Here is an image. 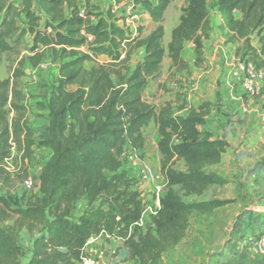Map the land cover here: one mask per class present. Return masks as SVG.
I'll use <instances>...</instances> for the list:
<instances>
[{"label":"trees","instance_id":"1","mask_svg":"<svg viewBox=\"0 0 264 264\" xmlns=\"http://www.w3.org/2000/svg\"><path fill=\"white\" fill-rule=\"evenodd\" d=\"M79 1L85 3V19L78 17ZM94 1L0 0V61L26 34L32 39L30 56L20 58L11 77L0 81V164L13 146L28 159L35 145L19 87L26 62L36 68L48 54L58 62L56 78L39 104L47 124L38 141L51 155L36 178V195L24 208H12L0 196V264H21L22 229L33 239L26 264H80L87 241L100 236L119 240L134 264H160L185 239L192 216H211L229 203L185 200L229 184L227 177L211 170L230 147L209 128L214 104L187 106L178 96L176 109L166 105L156 110L143 95L160 75L165 57L170 71L188 70L186 44L193 45L194 65L203 64V44L212 30L210 12L220 18L217 30L225 44L236 46L235 58L264 70V0H186L166 48L162 23L174 0H132L153 24L144 38L141 28L132 37L117 26L116 18L109 11L100 13ZM253 35L262 46L259 52L251 45ZM138 49L144 50L143 58L131 68ZM99 56L107 62L87 70L85 63ZM260 91L263 95L264 83ZM150 123L159 137L156 153L163 187L159 209L143 229V208L128 167L130 158L141 154L142 131ZM260 166L264 169V159ZM79 202L85 210L76 217ZM13 218L12 226H2Z\"/></svg>","mask_w":264,"mask_h":264},{"label":"rangeland","instance_id":"2","mask_svg":"<svg viewBox=\"0 0 264 264\" xmlns=\"http://www.w3.org/2000/svg\"><path fill=\"white\" fill-rule=\"evenodd\" d=\"M13 1L15 3L17 2V0ZM97 3L96 0L93 2L95 5ZM185 6L186 0L173 1L170 11L172 15L169 14V18L167 17V19H165L166 28H174L176 24H178L181 9ZM112 15L115 16L114 14ZM210 24L212 26L210 36H212L213 33L218 35L220 32L217 30L215 17L212 12H210ZM162 25L164 29V18ZM135 26L136 37L139 35L137 32L138 28L142 30L140 34L141 38L146 37L150 33L146 34V32H143L144 26L141 27L137 24H135ZM262 38L264 45V35ZM15 39L16 38H13L10 41L12 45ZM31 40V35L26 34L21 38L13 51L1 57L0 81L11 77L20 58L30 56ZM252 43L255 45V49L258 52L262 49V46L258 43L257 36H252L251 45ZM162 44L165 46L164 39L162 40ZM81 51L90 54L87 47L81 48ZM142 58L143 51L142 49H138L130 62L131 68H134ZM260 59L264 60L262 55ZM106 62L107 58H101L98 63L95 59L94 61L86 62L85 68L89 70L92 66L105 64ZM40 65L45 66V69L41 70ZM40 65L36 68H32L29 63L26 62L23 69L25 75L19 80V87L25 98V119L32 130V140L35 142V145L31 148V154L28 159H23L20 149L13 146L10 149L9 157L0 164V169L4 172L1 174L0 178V196L7 199L12 208H16L19 205L24 208L27 202H29L28 200L34 198L37 192L27 191L23 182L27 178H31L34 182H37L36 178L39 175L41 167L51 155L50 150L41 147L38 141L40 134L47 124L46 113L40 109L39 104L48 94L49 88L56 78L58 62L54 60V57L48 54ZM169 72L170 68L166 70V67H164V71L162 73L160 72V75L150 83V88L144 95V101L156 110L161 108L163 103H165V105L173 104L171 107L176 109L177 107H175V104L178 102L175 101L172 84H180V87L182 86L181 88L187 86V83L182 82L183 78L175 75L176 72ZM169 86L170 88L167 89ZM177 94L178 96L182 95L179 93ZM168 96H171L172 99L169 100ZM262 96H264V94L261 95L260 91L251 98L257 99ZM9 117H11V115ZM228 121L232 123V125L239 124L238 119H235L234 116L230 117ZM262 125H264V123H262ZM218 133L219 132L215 130V134ZM142 134L145 140L144 148L140 155L130 158L128 174L135 182L133 190L137 191L140 196L143 213L139 224L145 229L146 226H149L151 217L154 216L159 209L163 179L159 171V157L154 153L158 142V134L155 125L150 123L143 129ZM258 140L257 152H250L251 156L258 158L256 159V164L244 161L243 173L237 176L234 168L224 160L217 169L227 172L226 176L221 175L229 179V184L224 187H210L204 195L199 198L191 197L185 199L186 201L219 199L226 200L229 203L225 207L216 210L211 216L194 215L191 217L190 227L185 239L176 249L165 254L160 264H237L238 260H242V263L246 262V260L247 262H249L248 260H255L257 264H264V248H258V246L255 245L264 235V169L260 166V163L264 159V133L260 134ZM230 142L236 143L234 136L230 139ZM241 145L245 146L246 143H241L239 146ZM249 167H251V169ZM214 168L215 167L211 168L213 172H215ZM145 172L147 175L146 178H144ZM217 174L220 175V173ZM158 187L161 188V191L157 193L156 189ZM84 210L85 204L83 202L77 203L75 216H79ZM258 210H262V215L260 218H253L252 221L249 216L257 214L256 212H258ZM241 218L245 220L241 223L242 225L239 224V228L243 229L238 232V230H236L238 226L237 220ZM15 220L16 218L6 220L2 222V226L10 227ZM252 232L254 233L252 234ZM239 233L242 236L238 235ZM234 238L235 240H241V242H239L241 245L237 249L233 248L234 250H230L229 245H233L232 239ZM32 241L33 239L29 236L28 231L22 229L19 232L18 242L23 250V257L20 261L21 264L27 263ZM85 252L88 258L94 261V264H134L133 261L128 260V253L122 247V243L113 238L102 237L94 246L88 247V249L86 248Z\"/></svg>","mask_w":264,"mask_h":264},{"label":"crops","instance_id":"3","mask_svg":"<svg viewBox=\"0 0 264 264\" xmlns=\"http://www.w3.org/2000/svg\"><path fill=\"white\" fill-rule=\"evenodd\" d=\"M131 1L132 0H121L113 4L112 2L110 4L105 3L100 7L99 12L103 15H105L108 11L111 14H114V17L117 20L116 24L119 27L121 24H123V22H126V31L130 33L132 37H136L135 24L141 27L144 26L143 32L148 34L152 29V22L150 21L148 13L145 12L140 6H135V8L132 7ZM172 3L165 11L163 17V39L165 43V46H163L164 48H166L168 42L170 41V35L173 29L171 27L166 28L165 21L167 17L169 18V14L172 15L170 12ZM78 8L85 9V3L79 1ZM212 13L215 17V25L218 27L220 24V18L215 12ZM234 15L236 19L240 18V14L238 12L234 13ZM263 35L264 31L261 36ZM224 41V38L221 37V33L218 35L213 33L209 39L204 41V62L200 67H196L194 65L193 45L191 43L186 44L184 47L183 57L188 64V70L179 73L177 72L175 75L183 78L182 82L187 83V86L185 88H181V86V89H173V92L175 95V101L177 102V93L182 94L179 97L184 99L187 106L197 107L202 102H210L214 104L215 107L208 117L209 128H211L214 134L215 130L219 132L215 135L218 137H224L230 145L226 153L223 155L220 164L214 166V171L220 173V175L222 174L226 176L227 172L217 169L224 162V160H226L227 164L231 165L237 173V176H239L241 173H243L242 169L244 161H248V163L253 162L256 164V159H258L254 156H251L250 152H257V144L259 141L258 138L261 133H264V125H262V123H264V96L257 99H252L245 96L241 88V82L238 80H233L228 76L230 67L235 61H238V59H236L234 56L236 46L233 44H225ZM252 46L255 48L253 43ZM142 51L144 55V50L142 49ZM101 58L105 59L106 57H97V63ZM262 58L264 59V55H262ZM170 66V60L165 57L161 64V73L164 71V67H166L167 70L170 68ZM169 73H175V69H171ZM149 88L150 87H148L144 92V95L149 90ZM169 88L170 86L167 89ZM168 97L169 100L172 99L171 96ZM178 105L179 104L176 103L175 107ZM161 106L164 107L166 105L163 103ZM169 106H173V104H170ZM232 116H234L235 119H238L239 124L232 125V123L228 121ZM233 136L236 142L235 144L230 142V139ZM158 140L159 137L157 141ZM241 143H246V145L239 146ZM154 153L157 156L156 150H154ZM249 168L251 169V167ZM261 211L262 210H258V212H256L257 214H252L249 216L250 219L253 221V218L255 217L260 218L262 215ZM244 220V218L237 220L238 226L236 230H238V232L243 229L239 228V224L243 223ZM253 233L254 232H252V234ZM238 235L241 234L239 233ZM232 240L233 245H229V249L234 250L233 248H239L241 245L239 242H241V240H235V238ZM241 261L242 260H238L237 264H257L255 260H248L249 262L246 260V262L243 263Z\"/></svg>","mask_w":264,"mask_h":264},{"label":"built area","instance_id":"4","mask_svg":"<svg viewBox=\"0 0 264 264\" xmlns=\"http://www.w3.org/2000/svg\"><path fill=\"white\" fill-rule=\"evenodd\" d=\"M98 3L96 4V6H98V8L100 9V7L103 4H110L112 2H118L121 0H96ZM132 7L135 8V5L133 4V2L131 1ZM78 17L85 19V9H78ZM92 22H95L93 19L91 20ZM120 28L126 30V22H123V24H121ZM81 35H83L86 39L87 42H92V37L90 36H86L84 34V32H81ZM83 48V47H82ZM40 69L44 70L45 66L40 65ZM228 76L233 79V80H238L241 82V88L243 90V93L245 94V96L251 98L253 97L255 94H257L258 90L260 89V87L262 86V84L264 83V70L261 69H256L252 64L250 63H244L242 61H235L233 63V65L230 67L229 69V73ZM173 89H178L180 88V84H172ZM146 172L144 173V178H146ZM23 185L25 187V189L29 192L35 191L37 192V182H34V180H32L31 178H27L26 180H24ZM157 193L161 191V188H157L156 189ZM102 237H91L86 245H85V250L86 248L88 249V247H92L95 245V243L100 240ZM108 238V237H107ZM255 245L258 246V248L262 247L264 248V235L262 236L261 240L259 242H257ZM86 254V252H85ZM80 264H94V261L91 260V258H88L87 255H85L82 259Z\"/></svg>","mask_w":264,"mask_h":264}]
</instances>
